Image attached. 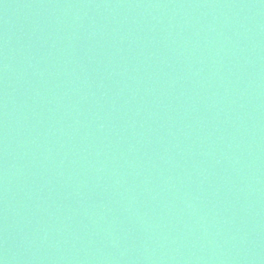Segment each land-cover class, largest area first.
I'll list each match as a JSON object with an SVG mask.
<instances>
[{"label":"water","instance_id":"95a60500","mask_svg":"<svg viewBox=\"0 0 264 264\" xmlns=\"http://www.w3.org/2000/svg\"><path fill=\"white\" fill-rule=\"evenodd\" d=\"M0 264H264V0H0Z\"/></svg>","mask_w":264,"mask_h":264}]
</instances>
